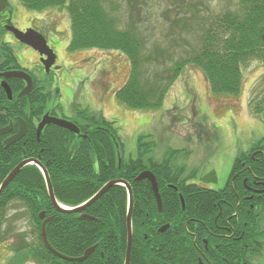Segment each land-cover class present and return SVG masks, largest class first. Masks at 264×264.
I'll return each mask as SVG.
<instances>
[{
  "label": "trees",
  "instance_id": "1",
  "mask_svg": "<svg viewBox=\"0 0 264 264\" xmlns=\"http://www.w3.org/2000/svg\"><path fill=\"white\" fill-rule=\"evenodd\" d=\"M19 1L32 10L65 8L70 20L69 50L98 48L123 53L130 70L115 96L134 110L160 107L168 88L186 64L199 68L211 92L236 95L241 85L242 64L252 59L264 63V0H239L234 10L214 15L205 24L197 48L172 60L171 66L153 70L143 68V61H158L156 57L158 52L163 55L162 49L157 48L154 54L141 53L142 37L130 22L125 29L116 25L120 16L115 13L118 3L111 0ZM2 5L6 7L7 1L0 0V10ZM133 7L130 2L129 9ZM5 47L1 48L7 52ZM10 51L11 62H16ZM47 93L34 83L23 100L26 104L21 108L11 106L5 113L2 106L10 102L0 88V126L9 121V116L22 117L28 126L23 140L6 149L0 137V183L21 160L37 158L46 166L56 200L75 207L105 182L124 179L131 186L133 200L129 264H256L252 259L264 245L259 239L263 231L259 229L260 221L264 216V136L236 156L226 184L214 189L187 182V176L181 177L183 167L174 168L168 156L162 161L151 158L154 141L145 139L149 134L138 136L137 157L124 158V142L114 121L85 109L78 111L89 122L74 121L80 134L48 124L37 140L35 121L47 111ZM250 108L264 123V97L253 101ZM145 169L156 177L162 202L160 212L150 182L134 180ZM193 175L191 172L188 178ZM206 176L216 179L213 170ZM13 200L23 203L28 210L38 243L31 247L20 240L16 242L11 247L10 264H22L30 255L40 264H123L127 211L124 186H111L80 213L58 212L49 202L41 171L36 165L28 164L0 195V242L5 240L3 224ZM41 210L47 216L52 215L45 224V232L55 251L78 257L88 247L95 245L94 250L82 261L65 260L54 254L41 237L42 220L38 216ZM165 224L168 228L159 232L158 228Z\"/></svg>",
  "mask_w": 264,
  "mask_h": 264
},
{
  "label": "rangeland",
  "instance_id": "2",
  "mask_svg": "<svg viewBox=\"0 0 264 264\" xmlns=\"http://www.w3.org/2000/svg\"><path fill=\"white\" fill-rule=\"evenodd\" d=\"M5 1L8 5L4 8L2 5L0 10V36H10L15 41L13 35L3 33L6 25L18 29L34 27L56 55L54 66L46 72L38 51L17 41L13 43L19 64L43 92H48L45 108H51L56 117L77 124L89 122L81 117L80 109L113 120L124 142V158L137 157L138 136L149 134L145 139L154 141L151 158L162 161L168 156L174 168L183 167L181 177L187 176V182L220 189L226 184L236 156L264 136V123L250 108L253 101L264 97V63L259 60L242 64L241 85L236 95L211 92L199 68L186 64L168 88L160 107L134 110L115 96L130 70L123 53L98 48L69 50L70 20L65 8L32 10L19 0ZM111 1L119 5L115 11L120 15L117 27L125 29L130 22L142 37L141 53L154 54L157 48L162 49L163 55L158 52L156 57L158 61H143V68L153 70L158 66L169 67L172 60L197 48L208 20L234 10L239 0ZM130 2L135 5L131 10ZM211 170L216 174L215 180L206 176ZM191 172L194 175L188 178ZM262 217L259 239L264 243ZM3 228L5 240L0 242V264H10L11 247L19 240L31 247L38 243L23 203L16 200L10 203ZM252 260L264 264V245ZM22 264L40 263L30 255Z\"/></svg>",
  "mask_w": 264,
  "mask_h": 264
},
{
  "label": "water",
  "instance_id": "3",
  "mask_svg": "<svg viewBox=\"0 0 264 264\" xmlns=\"http://www.w3.org/2000/svg\"><path fill=\"white\" fill-rule=\"evenodd\" d=\"M6 29L11 31L14 35V37L16 39H18L19 41H21L22 43L32 47L33 49H35L36 51H38V53L42 56V55H46V58H41L42 63L44 65V68L46 71L49 70V68L52 66V64L54 63L55 60V54L53 53L52 49L48 46L46 39L44 38V36L36 31L33 28H27L25 31L20 30L18 28H15L13 26H6ZM0 77L3 78H8V77H18V78H22L25 80L26 85L25 87L20 91V93L18 94V96H22V95H27L33 87V83H32V78L29 75V73L23 71V70H12V71H8V72H4V73H0ZM2 87L4 88V90L7 93V96L11 98V92H10V88L7 85V83L5 81L2 82ZM19 121V130L17 133L13 134L10 138H8L5 143L6 144H10L13 143L17 140H19L26 132V127H25V122L24 119L22 118H18ZM47 124H54L63 128H66L76 134L79 133V128L78 126L73 123L70 120L64 119V118H59L56 116H52L48 113H45L44 115H42L39 123L37 124V128H36V138L37 140H39V136L41 133V130L43 129V127ZM11 129V127H4L0 129V135L4 134L6 132H8ZM28 164H34L36 165L40 171L42 172V175L44 177L45 180V185H46V190H47V196L49 198V201L51 203V205L54 207V209L58 212H81L83 211L87 206H89L91 203H93L98 197H100L104 192H106L111 186L113 185H122L126 188L127 190V211H126V221H125V227H126V251H125V257H124V262L123 264H129L130 263V254H131V246H132V226H131V209H132V190H131V186L130 184L125 181L124 179H112L109 180L107 182H105L85 203L76 206L74 208H67L66 206H63L61 204H59L55 198L54 192H53V188L50 182V178L48 176L47 170L45 168V166L40 162L39 159L36 158H25L23 160H21L19 163H17L8 173L7 175L4 177V179L2 180V182L0 183V195L2 193V191L7 187V185L12 181V179L15 177V175L26 165ZM142 179H147L150 184H151V188L156 200V205L158 208V211L160 212L162 209V203H161V197L158 191V186H157V181H156V177L155 175L150 171V170H142L141 172L138 173V175H136V177L134 178V180L140 181ZM174 189H176L175 186H173ZM180 201H181V205L182 208L184 207V201H183V197L180 194ZM39 218L42 219V225H41V237L43 242L45 243V245L57 256H59L60 258H63L65 260H78V261H82L84 260L95 248V245L88 247L81 256L78 257H70V256H66L62 253H59L57 251H55L51 245L48 243L47 237H46V232H45V224L52 218V217H47L45 218V212L41 211L38 214ZM168 224L162 225L158 231L162 232L165 229L168 228Z\"/></svg>",
  "mask_w": 264,
  "mask_h": 264
},
{
  "label": "flooded vegetation",
  "instance_id": "4",
  "mask_svg": "<svg viewBox=\"0 0 264 264\" xmlns=\"http://www.w3.org/2000/svg\"><path fill=\"white\" fill-rule=\"evenodd\" d=\"M3 27V26H1ZM9 33V35H13L12 32L8 31V30H4V34L5 33ZM13 40H11L10 36H4L3 34L0 36V42L2 44V46H6L7 47V52L4 51L3 48L0 49V73H4V72H8V71H12V70H24V71H27L26 68L23 67V65L19 64L18 60H17V57L15 56V61L16 62H11V57L10 56V53L11 52L10 50L13 51L14 55H16L15 53V48H14V45L13 43H15L16 41L17 42H20L18 39H16L13 35ZM10 40L12 41V43H10ZM21 43V42H20ZM24 44V43H22ZM12 47H11V46ZM5 47V48H6ZM2 51V53H1ZM42 57L46 58V55H42ZM43 69H44V66H43ZM51 69V68H50ZM45 70V69H44ZM46 71V70H45ZM50 71V70H49ZM32 79H33V85L34 83L37 84V81L34 79V77L32 76ZM5 81L7 83V85L9 86L10 88V92H11V98L7 96V93L6 91L4 90V88L2 87V82ZM26 85V82L24 79L22 78H18V77H8V78H3V77H0V88L3 90L4 92V95H5V99L7 102H10V105L7 103V104H4L2 107L3 111L5 113H7V111L9 109H11V106H16L18 105L20 108L22 107V105H25L26 104V101H23L25 100V97L27 95H22V96H18V94L20 93V91L25 87ZM34 87V86H33ZM32 87V89H33ZM32 91V90H31ZM30 91V92H31ZM13 104V105H12ZM45 113H48L50 115H54L53 113V110L51 108H47V111ZM42 116V115H41ZM18 118H22V117H17L15 119H12L11 116H9V121L3 125L0 126V129L1 128H4V127H11V129L4 133V134H1L0 137L2 138L1 139V143L2 145L4 146V148H8L10 146H12L13 144L23 140V138L26 136V133H27V129H28V126H27V121L24 120L25 122V127H26V132L25 134L17 141L13 142V143H10V144H6L5 141L10 138L13 134L17 133L18 130H19V121H18ZM23 119V118H22ZM41 119V117H40ZM39 120H36L35 121V135H36V128H37V124L39 123ZM48 125V124H47ZM46 126V125H45ZM44 126V127H45ZM43 127V129H44ZM43 129L41 130V132L43 131ZM72 132V131H71ZM80 132V131H79ZM74 133V132H73ZM41 134V133H40ZM37 139V138H36ZM42 163V162H41ZM43 164V163H42ZM44 165V164H43ZM45 166V165H44ZM46 168V166H45ZM255 190H258V189H255ZM247 196V195H246ZM248 198H249V195H248ZM53 207V206H52ZM54 208V207H53ZM80 213V212H79ZM46 213H45V216L46 217ZM48 216H52V215H48ZM47 216V217H48ZM207 244H205V248H207L206 246Z\"/></svg>",
  "mask_w": 264,
  "mask_h": 264
}]
</instances>
